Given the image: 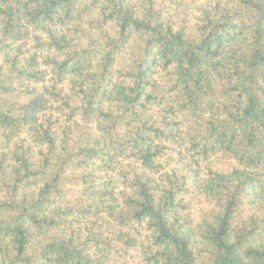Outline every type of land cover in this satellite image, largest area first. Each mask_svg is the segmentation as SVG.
<instances>
[{"label":"trees","instance_id":"obj_1","mask_svg":"<svg viewBox=\"0 0 264 264\" xmlns=\"http://www.w3.org/2000/svg\"><path fill=\"white\" fill-rule=\"evenodd\" d=\"M0 264H264V0H0Z\"/></svg>","mask_w":264,"mask_h":264}]
</instances>
